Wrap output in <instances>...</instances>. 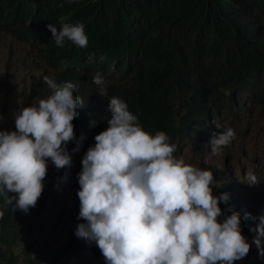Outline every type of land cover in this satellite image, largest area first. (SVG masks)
Listing matches in <instances>:
<instances>
[{
    "label": "trees",
    "instance_id": "16d2710c",
    "mask_svg": "<svg viewBox=\"0 0 264 264\" xmlns=\"http://www.w3.org/2000/svg\"><path fill=\"white\" fill-rule=\"evenodd\" d=\"M49 23L57 30L82 23L87 48L70 41L57 47ZM0 32L34 46L51 69L49 78L77 85L75 94L85 100L72 121L78 126L106 129L109 98L118 96L145 131H164L179 146L191 130L197 150L222 107L238 96L264 103V0H0ZM97 73L103 88L93 83ZM43 78L31 83L29 95L51 94ZM215 176L223 182L217 195H229L220 207L238 212L242 234L249 232L260 218L249 198L252 187L237 186L225 170ZM41 206L40 196L27 213L4 209L0 264H17L11 248ZM89 244L75 248L87 264L95 250ZM249 253L252 264H264L254 244Z\"/></svg>",
    "mask_w": 264,
    "mask_h": 264
},
{
    "label": "clouds",
    "instance_id": "9594fccd",
    "mask_svg": "<svg viewBox=\"0 0 264 264\" xmlns=\"http://www.w3.org/2000/svg\"><path fill=\"white\" fill-rule=\"evenodd\" d=\"M47 28L57 47L66 41L88 46L82 23H62L59 30L49 23ZM49 77L43 79L51 94L14 112L15 130L0 128V219L9 206L25 213L35 207L49 160L58 170L72 166L66 145L76 139L72 121L85 100L75 94L76 84ZM93 83L103 88L106 81L97 73ZM108 109L107 128L94 136L81 159L78 219L84 222L75 231L78 238L95 242L105 264H234L253 244L264 256V216L250 243L239 213L220 207L229 195L214 192L223 182L210 168L176 156L178 143L164 131H145L122 98L110 97ZM236 137L232 127L216 133L211 153L222 156ZM194 140L192 135L191 148ZM62 179L67 180V172ZM257 180L248 172L242 182Z\"/></svg>",
    "mask_w": 264,
    "mask_h": 264
},
{
    "label": "rangeland",
    "instance_id": "374dc122",
    "mask_svg": "<svg viewBox=\"0 0 264 264\" xmlns=\"http://www.w3.org/2000/svg\"><path fill=\"white\" fill-rule=\"evenodd\" d=\"M49 72V66L34 46L0 32V128L15 130L14 112L47 97L29 95V88L31 83L47 76ZM73 125L76 139L66 145L72 157V166L70 169L58 170L48 161L41 195L42 206L31 215L28 231L21 234L11 248L17 264H30V260L37 264H87L81 262L80 257H75L80 252L75 248L80 250L86 242L75 235L78 224L84 222L78 219V173L81 171L83 155L89 146L94 145V136L100 131L89 125ZM217 125L220 127L217 128ZM226 127H232L237 137L222 156H214L210 140ZM208 129L201 136L197 150L191 148L193 131L188 130L175 155L183 156L186 162L201 168H210L214 174H222L225 170L237 186H240L246 173L253 172L258 177L257 182L245 183L252 187L249 198L257 205L256 212L260 217L264 216V103L238 96L229 108L222 107L210 119ZM78 144V150L72 151ZM65 172L66 181L62 179ZM259 222L251 223V230L243 233L249 242L256 237L254 229ZM260 240L262 248L264 237H260ZM92 243L88 245L95 248L90 264H105L99 248L95 242ZM251 260L248 253L234 264H252Z\"/></svg>",
    "mask_w": 264,
    "mask_h": 264
}]
</instances>
